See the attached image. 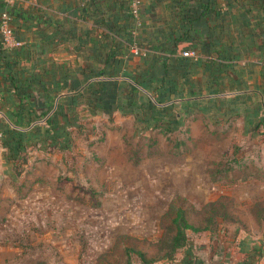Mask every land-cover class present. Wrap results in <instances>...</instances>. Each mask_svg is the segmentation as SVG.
<instances>
[{
    "label": "crops",
    "instance_id": "crops-1",
    "mask_svg": "<svg viewBox=\"0 0 264 264\" xmlns=\"http://www.w3.org/2000/svg\"><path fill=\"white\" fill-rule=\"evenodd\" d=\"M134 1L0 0L22 43L9 49L0 37V180L15 156L70 154L75 111L134 116L153 106L180 126L197 114L216 128L238 124L264 147V0H139L133 16ZM110 50L120 68L106 75ZM256 222L258 235L211 241L222 257L208 264H264Z\"/></svg>",
    "mask_w": 264,
    "mask_h": 264
},
{
    "label": "rangeland",
    "instance_id": "rangeland-1",
    "mask_svg": "<svg viewBox=\"0 0 264 264\" xmlns=\"http://www.w3.org/2000/svg\"><path fill=\"white\" fill-rule=\"evenodd\" d=\"M75 112L70 154L15 156L0 180V264H208L211 241L262 231L264 147L238 124L194 114L136 132L131 115Z\"/></svg>",
    "mask_w": 264,
    "mask_h": 264
},
{
    "label": "trees",
    "instance_id": "trees-1",
    "mask_svg": "<svg viewBox=\"0 0 264 264\" xmlns=\"http://www.w3.org/2000/svg\"><path fill=\"white\" fill-rule=\"evenodd\" d=\"M187 15H188L187 16L188 23L190 24L189 29L193 30L194 27H193L192 23L194 22L195 19H192V18H194V15H192V14H187ZM197 18H200L198 14L196 16V19ZM193 37L190 38L191 41L193 40ZM186 39H189L188 36L186 37ZM115 56H116V54L112 50H110L108 52V54L106 55L107 66H110L112 64L114 65L112 71L105 72L106 75H110V74L116 72V70L120 66V61H116ZM139 68L147 69L144 66H139ZM111 69H112V67H111ZM135 108H137V107H135ZM163 110L164 109H162V108H159L156 110L153 106H150L148 108L143 109V111H131V114L134 115L136 123L139 126V129H136L135 131L138 132L141 130H145V128L150 129V128H153V126H154L156 128L157 127L162 128V130L168 134L174 132L177 129V127L180 126V120L182 118L177 117V116H173V115L169 116L166 114V111H163ZM44 113L45 112H42L41 116L44 115ZM16 117H17V119H20V116H16ZM48 121H49V119H48ZM48 121H47V123H48ZM19 152H21V151L19 150L18 147H15L13 149V155L19 154ZM180 215L183 216L182 212L180 213ZM179 219H180V216H179ZM262 219H264V217ZM257 220L259 221L260 219H257ZM175 224L177 225L176 226V234H175V237L173 238L172 245H173V248L179 249L185 245V243H186L185 231L187 229H190L191 227L188 226L186 224V222L182 219L180 221H176ZM199 263H201V262L197 261V260H194V262H190V260H188V258H184L182 261V264H199Z\"/></svg>",
    "mask_w": 264,
    "mask_h": 264
},
{
    "label": "built area",
    "instance_id": "built-area-1",
    "mask_svg": "<svg viewBox=\"0 0 264 264\" xmlns=\"http://www.w3.org/2000/svg\"><path fill=\"white\" fill-rule=\"evenodd\" d=\"M139 0H135L132 4L131 13L133 16L138 15L139 10ZM0 37L1 44L3 47H7L9 49L19 48L22 46V43L18 41L15 37V32L11 26V17L7 12H2L0 14ZM137 50L135 49V54H137ZM183 57H188L192 59L197 58V54L194 50H186L182 53Z\"/></svg>",
    "mask_w": 264,
    "mask_h": 264
}]
</instances>
